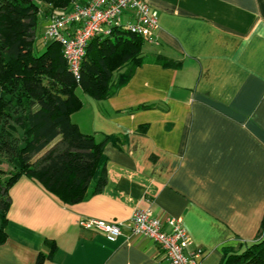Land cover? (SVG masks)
Wrapping results in <instances>:
<instances>
[{
	"label": "crops",
	"instance_id": "1",
	"mask_svg": "<svg viewBox=\"0 0 264 264\" xmlns=\"http://www.w3.org/2000/svg\"><path fill=\"white\" fill-rule=\"evenodd\" d=\"M149 3L159 28L155 42H145L146 61L106 100L80 90L83 106L71 116L82 133L107 138L103 189L66 205L21 177L9 190L0 264H36L41 254L43 264H168L145 237L126 230L110 242L80 225L127 223L149 207L166 229L167 219L181 221L187 250L201 251V264H222L226 248L257 240L264 218V0ZM121 20L125 29L130 15ZM49 21L39 24L40 42Z\"/></svg>",
	"mask_w": 264,
	"mask_h": 264
},
{
	"label": "trees",
	"instance_id": "2",
	"mask_svg": "<svg viewBox=\"0 0 264 264\" xmlns=\"http://www.w3.org/2000/svg\"><path fill=\"white\" fill-rule=\"evenodd\" d=\"M74 2L78 0H0V154L12 169L5 183L0 179V245L8 238L9 190L21 177L36 181L66 205L103 189L107 138L98 142L72 122V114L83 106L79 91L106 100L146 61V41L124 28L114 29L88 45L77 80L62 45L40 42L37 36L42 20L74 8ZM157 62L172 65L162 58ZM45 259L41 254L36 264ZM222 264H264V218L257 240L240 250L226 248Z\"/></svg>",
	"mask_w": 264,
	"mask_h": 264
},
{
	"label": "built area",
	"instance_id": "3",
	"mask_svg": "<svg viewBox=\"0 0 264 264\" xmlns=\"http://www.w3.org/2000/svg\"><path fill=\"white\" fill-rule=\"evenodd\" d=\"M127 13L130 21L125 29L154 43L159 14L151 8L149 0H87L63 16L53 17L44 40H56L62 45L68 67L79 80L88 45L100 36L112 35L114 29H123L121 18ZM166 223L168 229L149 207L135 210L127 223L88 219L82 220L80 225L104 234L110 242H117L126 230L132 237H145L159 246L168 264H201L202 252L187 250L190 240L181 221L169 218Z\"/></svg>",
	"mask_w": 264,
	"mask_h": 264
},
{
	"label": "rangeland",
	"instance_id": "4",
	"mask_svg": "<svg viewBox=\"0 0 264 264\" xmlns=\"http://www.w3.org/2000/svg\"><path fill=\"white\" fill-rule=\"evenodd\" d=\"M82 3V1L81 0H78V2H74L73 4L75 5L74 6V8L77 6V5H80ZM73 8V9H74ZM72 11V9L69 11V12H71ZM65 12V11H64ZM69 12H67V13H69ZM67 13H63V12H60V11H56V13H55V17H60V16H63V15H65V14H67ZM52 19V18H51ZM51 19H50V21H51ZM49 21V22H50ZM39 29V28H38ZM37 36H38V40H40L41 38H42V36H41V31L40 30H38L37 31ZM10 170H12L11 169V166H10V164H9V160H8V157H6L5 155H1L0 154V179L5 183V179H7L8 177H9V171Z\"/></svg>",
	"mask_w": 264,
	"mask_h": 264
}]
</instances>
